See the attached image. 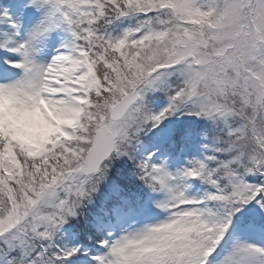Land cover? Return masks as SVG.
Wrapping results in <instances>:
<instances>
[{
	"label": "snow or ice",
	"instance_id": "snow-or-ice-1",
	"mask_svg": "<svg viewBox=\"0 0 264 264\" xmlns=\"http://www.w3.org/2000/svg\"><path fill=\"white\" fill-rule=\"evenodd\" d=\"M0 264H264V0H0Z\"/></svg>",
	"mask_w": 264,
	"mask_h": 264
}]
</instances>
